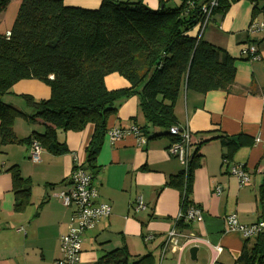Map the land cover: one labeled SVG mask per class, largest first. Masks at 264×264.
<instances>
[{
	"label": "crops",
	"instance_id": "0c3cea01",
	"mask_svg": "<svg viewBox=\"0 0 264 264\" xmlns=\"http://www.w3.org/2000/svg\"><path fill=\"white\" fill-rule=\"evenodd\" d=\"M103 1L63 0L66 6L89 10L98 9ZM163 1L174 7L182 0ZM144 2L154 10L163 6L160 0ZM17 3L20 1H12L0 14V26L7 15L8 23L12 22ZM253 20L264 21V0H231L227 13L207 25L203 39L225 50L236 61L234 83L228 91L206 94L183 89L175 107L178 126L192 132L191 151H197L200 156L190 199L191 205L202 210L204 220L192 222L186 231L205 243L183 251L170 247L162 259L163 245L174 228L182 198L178 189L168 186L170 179L183 171V165L168 153L172 140L167 131L147 128V143L142 147L134 136L112 144L106 135L96 158L97 169L86 172L94 175L98 202L109 204L112 214L84 235L82 264H96L101 257L123 248L134 259L152 254L156 264H183L185 259L189 264L190 250L194 247L198 248L194 264H236L243 249L252 248L255 241L230 231L226 217L235 214L245 225L264 221V206L260 201L264 187V33H248ZM197 32L195 29L192 35ZM247 45L258 49L260 60L241 56ZM128 86L117 74L106 78V87L111 91ZM13 89L19 97L28 95L36 100H46L51 95L48 86L35 80L21 81ZM20 104L16 108L30 115ZM132 125L146 126L136 96L120 101L118 111L109 119L108 129ZM42 131L41 123L25 119H16L14 123L15 135L20 140ZM93 132L92 125L80 133L59 132L58 140L67 146L68 152L53 155L43 151L38 163L29 160V144L0 145V264H56L62 259L60 239L69 231L74 208H66L59 194L68 188L76 166H85L86 148ZM257 137L261 143H256ZM223 138L244 145L228 159ZM238 164L251 173L250 186L240 187L238 180L230 175V168ZM13 167L32 183L31 203L23 213L14 212L16 196L10 172ZM217 187L222 189L220 195L216 194ZM139 196L146 209L137 213L134 203ZM211 246H220L223 251L215 257ZM170 257L171 262H167Z\"/></svg>",
	"mask_w": 264,
	"mask_h": 264
},
{
	"label": "trees",
	"instance_id": "16d2710c",
	"mask_svg": "<svg viewBox=\"0 0 264 264\" xmlns=\"http://www.w3.org/2000/svg\"><path fill=\"white\" fill-rule=\"evenodd\" d=\"M12 1L0 0V14ZM19 1L10 37L0 33V145L25 143L31 149L36 141L43 151L62 155L68 148L59 142V132L80 133L92 125L94 132L82 169L93 172L109 131V119L118 111L120 101L138 97L146 121V126L140 127L143 135L147 138V128L164 129L172 144L175 140L169 130L178 126L175 107L183 89L206 94L228 91L234 83L235 59L199 33L206 19L204 10H211L209 23L213 22L227 13L231 0H215L213 8L210 5L214 0H182L174 7L160 0L163 6L157 10L149 8L144 0H104L95 10L69 7L63 0ZM195 29L198 32L192 35ZM113 74L123 77L129 86L109 90L106 78ZM25 80L39 81L51 91L46 100L20 96L30 115L1 101ZM16 119L41 123L43 131L20 140L14 132ZM222 141L228 147V159L244 145L229 138ZM199 159L198 152H192L187 170L168 182L182 194V211L192 204ZM10 172L16 196L14 212L23 213L31 203L32 183L17 167ZM260 201L264 206V187ZM177 224L186 230L190 225L182 221ZM124 259L127 261L122 263ZM96 264L156 263L152 254L134 259L123 248L101 257ZM236 264H264V232L252 248L243 249Z\"/></svg>",
	"mask_w": 264,
	"mask_h": 264
},
{
	"label": "built area",
	"instance_id": "2783aa9c",
	"mask_svg": "<svg viewBox=\"0 0 264 264\" xmlns=\"http://www.w3.org/2000/svg\"><path fill=\"white\" fill-rule=\"evenodd\" d=\"M215 5L216 1L214 0L210 7L213 8ZM204 13L206 14V19L200 25V36H202L209 24L211 10L205 9ZM248 33H264V21L253 20L248 27ZM6 36L9 38L10 33H7ZM241 56L252 60H260L258 49L253 45L245 46L241 51ZM169 132L175 141L170 145L168 153L171 157L178 159L182 163L183 169L187 170L192 154L191 148L194 136L188 128L180 126L172 127ZM107 136L112 144L126 136H134L140 147L147 143V138L137 125H132L129 128L113 127L108 131ZM261 142V138L257 137L256 143ZM42 153L43 149L38 142L34 141L31 145L29 160L34 163L40 162ZM224 162L226 163L227 161L225 160ZM229 173L238 180L240 187L250 186L251 173L248 172L244 165L232 166ZM215 191L217 195L222 193L221 187H217ZM59 199L66 208H74V211L69 231L61 236L60 239L63 257L56 264H82L81 254L84 235L94 229L101 220L109 218L112 214V207L107 203L98 202L97 190L93 185V176L78 165L71 174L68 188L60 192ZM145 209L146 205L143 198L139 196L134 203V210L139 213ZM203 220V212L197 206L191 205L185 211L180 210L174 228L168 233L163 245L162 259L170 247L183 251L189 246L205 243L200 237L187 232L186 229H181L177 224L181 221L183 224H191L192 222H202ZM226 223L230 231L240 233L248 241H255L264 232V221L245 225L239 221L235 214L227 216ZM151 238L148 237V239ZM211 249L215 257L223 251L220 246H211Z\"/></svg>",
	"mask_w": 264,
	"mask_h": 264
},
{
	"label": "rangeland",
	"instance_id": "374dc122",
	"mask_svg": "<svg viewBox=\"0 0 264 264\" xmlns=\"http://www.w3.org/2000/svg\"><path fill=\"white\" fill-rule=\"evenodd\" d=\"M20 5H21V4H18V3H17V11H16L15 16H14L13 19L11 20L12 22H9V23H8V21L10 20V18H8V15H7L5 21L1 24V26H0V33H1V34L6 35L7 33H9V31H7V29H10V31H11V29L13 28V25H14L15 20H16V18H17V14H18V11H19V8H20ZM8 10H9V9H8ZM20 98H21V97L17 96L16 92H15L14 89L12 88V90H11L8 94H6V95H4V96L1 97V101H2L3 103H5V104H8V105H12V106H14L15 108H16V107H19V108H20L19 105H21L20 103H22L23 106H24V109L27 110V111H29V109L27 108V106L25 107L26 103L24 102V100H23V99H20ZM14 99H15V101L13 102ZM15 103H16V104H15ZM17 104H18V105H17ZM29 112H30V111H29ZM186 255H187V256H190L189 252H187ZM189 258H190V257H189ZM189 260H190V261H189V264H194V260H192V259H189ZM167 262H171V257L169 258V260H167ZM165 264H166V262H165ZM183 264H188L187 261H186V259L184 260Z\"/></svg>",
	"mask_w": 264,
	"mask_h": 264
},
{
	"label": "water",
	"instance_id": "95a60500",
	"mask_svg": "<svg viewBox=\"0 0 264 264\" xmlns=\"http://www.w3.org/2000/svg\"><path fill=\"white\" fill-rule=\"evenodd\" d=\"M51 45H52V44H50V46H51ZM235 140H236V139H235ZM197 251H198V248H197V247H194V248H192V249L190 250V254H191V257H192L193 260L196 259ZM126 261H127V259H124V260H122L121 262H122V263H125Z\"/></svg>",
	"mask_w": 264,
	"mask_h": 264
}]
</instances>
